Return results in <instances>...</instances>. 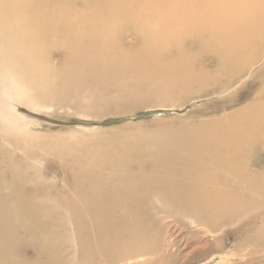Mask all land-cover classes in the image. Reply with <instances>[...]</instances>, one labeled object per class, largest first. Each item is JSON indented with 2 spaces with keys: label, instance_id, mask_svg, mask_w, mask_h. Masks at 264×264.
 <instances>
[{
  "label": "rangeland",
  "instance_id": "374dc122",
  "mask_svg": "<svg viewBox=\"0 0 264 264\" xmlns=\"http://www.w3.org/2000/svg\"><path fill=\"white\" fill-rule=\"evenodd\" d=\"M31 1H35L33 13L36 7L39 14L47 4L45 9L49 13L45 9L44 13L49 15L59 10V3ZM72 7L80 12L88 10L81 3L77 6L74 3ZM31 13L26 15L33 17ZM44 23L52 24L49 20ZM53 38L40 35V43L45 39L47 48L38 57L42 56L46 74L47 70L57 69L55 66L61 64V50L52 48V55L48 53L51 41L57 39ZM133 63L130 62L131 69L130 65L115 64L104 72L94 69L91 73L87 68L85 75L89 78L84 75L87 82L83 75H78L75 82L48 77L44 81L29 79L27 85L37 90L43 98L42 105L32 109L19 104L13 106L15 114L26 123L29 135L4 142L0 140V264H114L119 255L131 252L133 245L140 248L153 244L154 239H149L153 226L150 225L153 221L149 217V202L164 211L174 208L181 200L168 196L171 195L168 192L170 182L185 179L186 183L188 176L196 178L200 175L187 159L182 162L183 154L179 153L193 142L185 137H174V128L190 115L198 118L214 114L218 108L212 105L214 98L190 101L181 108L189 98L178 89L170 92L176 80L172 70ZM62 67L67 66L60 65L58 71L65 74L68 67L65 71ZM34 72L39 73V70ZM98 75L103 76L104 81ZM252 162L253 166L260 163L257 168L261 167L264 154L255 155ZM175 189L185 190L183 186ZM159 194L160 197L156 196ZM257 199L259 204L252 206L257 210L250 214L247 210L240 218L245 220L242 225L234 224L224 229V234L220 233L219 237L228 234L231 239L219 247L214 245L215 236L210 234L206 239H198L199 233L202 237V230L193 228L189 220H185L188 229L177 223L176 218L165 219L162 225L173 226L174 236L172 239V233H168L164 243L169 245L171 239L175 243L178 241L176 249L181 247V253L176 250L179 258L176 264H264V231L261 232L263 237L259 234L255 238L248 225L252 215L257 218L250 223L253 229L263 224L264 196H257ZM140 200L145 204L142 205ZM189 207L184 202L173 214L179 215V219ZM179 224L182 228H178ZM205 242L207 248H204ZM247 242L253 245L247 248ZM253 248L260 252L255 253ZM229 251L237 253L231 252L235 256L230 259ZM151 258H148V264H155V258ZM146 261L147 258L143 263Z\"/></svg>",
  "mask_w": 264,
  "mask_h": 264
},
{
  "label": "bare ground",
  "instance_id": "6f19581e",
  "mask_svg": "<svg viewBox=\"0 0 264 264\" xmlns=\"http://www.w3.org/2000/svg\"><path fill=\"white\" fill-rule=\"evenodd\" d=\"M48 1L59 3V12L54 11L57 13L49 15L44 13V9L48 8L46 3L41 14H38L36 7L35 13L32 12L35 1L0 0V140L4 142L29 135L23 118L13 110L15 104L30 109L42 105L43 98L39 97L36 89L34 91L27 85L29 79L44 81L48 77L51 80L62 78L75 82L78 75L84 77L87 68L94 73V69L109 70L108 67L112 65L126 66L130 62L139 66L170 69L176 76L170 92L178 89L189 98L188 102L182 103L181 108H185L190 101L214 98L212 105L219 109L216 108L214 114L198 118L190 115L174 128V137H185L193 142L179 153L183 154L182 162L187 159L191 168L200 172V175L196 178L188 176L186 183L185 179L170 182L168 192L171 195L168 196L181 200L174 208L168 206L164 211L149 202V217L153 221L149 239H154L153 244L140 248L133 245L131 252L125 256L119 255L114 264H140L146 258L147 261H142V264H148V258L151 257L155 258V264H176L179 259L176 250L181 253V247L176 249L179 243L171 239L169 245L164 243V236L172 233L173 239L174 233L173 226L162 224L165 219L180 217H175L173 212L182 207L184 202L190 207L175 221L189 229L185 222L189 220L193 228L201 229L202 237L199 233L198 239H206L207 234H210L215 236L213 242L216 247L226 244L231 236L225 234L219 237L220 233L224 234L223 230L234 224L244 223L245 220L240 218L246 215L247 210L248 214L257 210L252 209V206L259 204L257 196H264V164L257 168L260 163L253 166L252 162L255 155L264 154V0ZM72 3L76 6L81 3L88 10L77 11ZM28 12H32L33 17H28ZM41 20L43 23H39ZM46 20L52 24H45ZM40 35L57 38L51 41L48 53H51L52 48L61 50L59 63L61 61V66L68 67H62L63 70L68 69L65 74L58 71L60 65L55 66L57 69L52 68V71L47 70L46 74L42 56L38 57L47 48L45 39L40 43ZM35 70H39V73L33 74ZM242 100L244 102L239 105L238 102ZM222 102L225 103L219 104ZM178 181L180 184L177 185ZM177 186H183L185 190L181 192L175 189ZM140 202L145 204L144 200ZM256 219L254 215L248 218L249 229L255 238L264 231V219L258 229L250 225ZM251 245L247 242L246 246L248 248ZM204 246L208 247L206 242ZM253 249L255 253L258 252ZM231 252H226L231 256L230 259L237 253L233 251L231 255Z\"/></svg>",
  "mask_w": 264,
  "mask_h": 264
},
{
  "label": "water",
  "instance_id": "95a60500",
  "mask_svg": "<svg viewBox=\"0 0 264 264\" xmlns=\"http://www.w3.org/2000/svg\"><path fill=\"white\" fill-rule=\"evenodd\" d=\"M48 123H51L52 121H48V120H46ZM53 123H55V122H53Z\"/></svg>",
  "mask_w": 264,
  "mask_h": 264
}]
</instances>
